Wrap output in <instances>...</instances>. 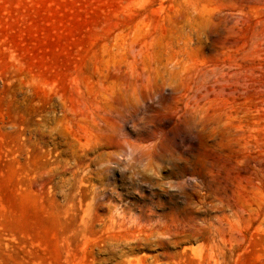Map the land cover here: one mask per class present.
Returning <instances> with one entry per match:
<instances>
[{"label": "rangeland", "instance_id": "374dc122", "mask_svg": "<svg viewBox=\"0 0 264 264\" xmlns=\"http://www.w3.org/2000/svg\"><path fill=\"white\" fill-rule=\"evenodd\" d=\"M0 264H264V0H0Z\"/></svg>", "mask_w": 264, "mask_h": 264}]
</instances>
